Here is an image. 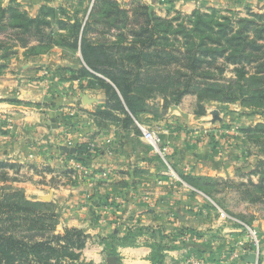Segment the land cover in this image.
<instances>
[{
  "label": "rangeland",
  "instance_id": "obj_1",
  "mask_svg": "<svg viewBox=\"0 0 264 264\" xmlns=\"http://www.w3.org/2000/svg\"><path fill=\"white\" fill-rule=\"evenodd\" d=\"M94 1L0 0V5L18 3L32 17L38 15L42 5L63 6L72 20L76 16L84 18ZM117 1L126 9L141 2L163 17H174L178 13L189 15L195 10L210 11L212 8L232 10L243 17L264 13V0ZM99 27L90 34L94 42L118 40L119 32L104 34V25ZM0 38L4 39L3 34ZM9 41L14 53L4 56L0 50V63L7 64L0 74L1 201L4 191L13 188L22 190L28 199L51 201L59 219L53 234H62L66 228L74 226L62 229V212L52 201L51 190L66 181H74L73 173L82 178L80 182L87 188L81 195L85 199L97 196L98 192L93 189L96 183L121 184L129 191H124V195L139 198L136 201L139 206H145L140 207L143 212L154 208L155 188L165 178L172 183L173 194L169 197L174 198V193L179 196L174 209L178 208L180 214H173L172 229H164L165 235L186 252L178 258V264H264V200L254 203L250 199L258 195L253 183H259L264 170V129L260 128L264 126V107L211 101L206 103V112L197 115L172 101L166 104L165 97L157 94L148 98L143 111L137 117L131 115L130 121L128 109L117 106L105 87L91 77L81 76L79 70L84 62L79 51L61 41L44 49L36 47L32 52L30 47L20 46L14 38ZM56 55L70 60L52 66L50 57ZM223 65L220 60L212 67ZM7 73L9 78L4 79ZM94 73L110 82L104 75ZM224 74L233 76L234 66L226 67ZM68 96L74 99L60 116L56 109ZM143 129L154 133L157 146L144 138ZM103 146L118 157L117 166L124 163L130 168L127 177L112 178L115 167L110 166L116 165L104 167L105 170L99 172L101 176L93 174L91 159L103 150ZM79 149L85 151L80 153ZM24 185L42 194L38 199L31 198ZM112 192H99L100 202L108 211H115L109 204ZM220 203H225L227 210ZM188 211L192 215L187 221L184 215ZM14 223L22 225L18 218ZM151 224L144 227H151ZM207 230L212 233L205 235L203 231ZM87 235L88 243L91 235ZM100 241L107 244L105 239ZM103 253V264H108L107 258L112 255L108 251ZM250 254H255V262L247 260Z\"/></svg>",
  "mask_w": 264,
  "mask_h": 264
},
{
  "label": "trees",
  "instance_id": "obj_2",
  "mask_svg": "<svg viewBox=\"0 0 264 264\" xmlns=\"http://www.w3.org/2000/svg\"><path fill=\"white\" fill-rule=\"evenodd\" d=\"M100 25L105 27L104 34L119 32L118 40L94 42L90 34ZM0 34L4 36L0 38L4 56L14 53L10 38L32 52L61 41L79 51L84 62L81 76L105 87L117 106L128 109L130 121V116L137 117L147 99L157 94L165 97L166 104L172 101L197 115L204 114L211 101L264 107V13L243 17L232 10L212 8L163 17L141 2L126 9L117 0H95L84 18L71 20L63 6L42 5L32 17L16 3L0 5ZM220 60L223 67L213 68ZM6 65L0 63V74ZM230 65L234 75L228 77L224 73ZM261 172L259 183H253L258 190V195L250 198L254 203L264 200V170ZM220 206L227 210L225 203ZM15 214L21 226L14 223ZM58 224L51 201L28 199L16 188L4 191L0 200V264H93L83 258L87 233L73 227L53 234ZM109 243L107 251L117 256ZM164 249L156 244L154 263L162 264Z\"/></svg>",
  "mask_w": 264,
  "mask_h": 264
},
{
  "label": "crops",
  "instance_id": "obj_3",
  "mask_svg": "<svg viewBox=\"0 0 264 264\" xmlns=\"http://www.w3.org/2000/svg\"><path fill=\"white\" fill-rule=\"evenodd\" d=\"M36 1L37 0H30V2ZM33 8H35V5ZM50 58V64L52 66L56 64L59 65L65 60H70L63 59L59 55ZM8 73L5 75L7 77H4V79L9 78ZM73 99V96H68L64 101H61L56 109V113L62 116L63 113H65L64 108L67 109L65 106H71L70 102ZM54 108L56 107L54 106ZM102 148L103 150L99 151V153L91 159V164L94 167L92 170L93 174L101 176L99 172L104 171V167L116 165L110 166L115 167V169L112 168L114 173L111 174L110 172L112 178L116 180L121 177H127L131 171L130 168H126L124 163L122 166H117L116 159L118 157L105 150V146ZM48 178L50 179L51 176L49 175ZM72 179H74V181H66L67 183L64 185L61 184L52 188V201L57 203L61 209L62 229L67 226H74L83 229L86 233L91 235L90 241H88L83 250V257L87 260L93 261L94 264H103V251H107L108 244L105 245L100 241L101 239L111 242L109 243L110 247L116 249L117 264H157L154 263L152 256L156 244L158 243L165 246V249L162 251L164 254L162 264H178V258L186 254L185 250L181 249L180 244L172 242L171 238L165 235L164 231V229H172L173 214L175 216H179L180 214L178 208L177 210L174 209L176 202L179 201V196L176 195L177 193H174V198L172 196L169 197L170 193L173 194L170 180L163 178V183L157 184L155 188L156 194L154 195V208L143 212L142 208L145 206L143 204L139 206V203L136 201L139 200V198L124 195V191H128V188H123L121 184L115 185L116 183L110 184V182L105 185H100L96 183L93 185V189H95L98 194L96 197L93 195L91 200H88L85 199V196H81L84 192H87L86 186L82 185L80 182L82 178L75 172L72 175ZM106 186L107 188H105ZM24 187H26L27 193L32 195L31 198L38 199L42 194L32 186L24 185ZM100 190L114 191L111 193L112 199H110L109 204L112 209L115 208V211H108L104 207L103 202H100ZM117 190H121L122 192L119 194ZM145 204L147 206V203ZM167 207L171 209L166 210ZM193 214L196 213L193 212ZM191 215L192 213L188 211V214L184 215V219L188 221ZM198 215L201 216V213H198ZM149 223H153L151 224L153 228L150 226V228L144 227V225ZM158 224H162V226ZM209 230L203 231L205 235L212 233ZM173 244L176 246H173ZM218 244L221 243L218 242ZM189 247L190 246L186 248L189 249Z\"/></svg>",
  "mask_w": 264,
  "mask_h": 264
},
{
  "label": "water",
  "instance_id": "obj_4",
  "mask_svg": "<svg viewBox=\"0 0 264 264\" xmlns=\"http://www.w3.org/2000/svg\"><path fill=\"white\" fill-rule=\"evenodd\" d=\"M72 151H75V148H72ZM247 260L250 261V262H255L256 261L255 254H250L248 256ZM107 263L108 264H117L116 256H109L107 258Z\"/></svg>",
  "mask_w": 264,
  "mask_h": 264
},
{
  "label": "built area",
  "instance_id": "obj_5",
  "mask_svg": "<svg viewBox=\"0 0 264 264\" xmlns=\"http://www.w3.org/2000/svg\"><path fill=\"white\" fill-rule=\"evenodd\" d=\"M143 135H144V138L146 140H149V141H152L154 142V144L157 146V138L156 136L154 135V133H152L151 131L147 130V129H143ZM224 216H226L225 213H223Z\"/></svg>",
  "mask_w": 264,
  "mask_h": 264
}]
</instances>
